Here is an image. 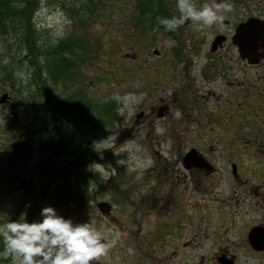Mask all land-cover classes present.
I'll use <instances>...</instances> for the list:
<instances>
[{
    "label": "rangeland",
    "instance_id": "rangeland-1",
    "mask_svg": "<svg viewBox=\"0 0 264 264\" xmlns=\"http://www.w3.org/2000/svg\"><path fill=\"white\" fill-rule=\"evenodd\" d=\"M79 1L83 0H42L33 12L37 42L54 44L69 36L79 43L74 54L66 52L74 61V71L52 86L54 101L57 102L70 86L73 92L86 81L85 91L92 100L113 103L110 110L113 122L96 127L95 122L86 121L87 125H82L67 116L58 119L55 114L57 127L54 128L51 113L43 106L41 97L34 95L32 64L21 57L23 52L14 41V34L11 29L5 32L0 22V93H11L21 112L15 140L21 147H16L13 159L20 155L22 160L15 173L12 169L5 173L0 166V223L18 219L23 214L29 221L38 220L40 209L52 205L61 215L74 221L90 220L97 227L103 225L119 230L116 245L93 264H162L161 256L150 251L145 240L158 210V197L154 195V183L150 185V179L164 176L165 158L183 155L190 146L217 131L211 125L214 124L211 107L200 110V114L189 105L184 113L177 109L184 96L195 100L201 82L195 69L182 63L176 64L178 71L174 72L184 76L169 78L178 79L177 86L184 89V93L172 97L170 90L161 91L160 86L166 84L159 71L161 68L169 70L172 61L167 65L153 61L148 66L146 57L153 47L161 48L165 37L158 31L152 38L144 28L133 23L134 0H100V9L86 14L80 10ZM36 60L40 62V57ZM161 106L164 110L159 113ZM2 116L0 114V138L4 139L8 126ZM205 117L211 119L213 131L208 126L196 130L191 124L195 118L204 121ZM254 118L259 120L255 114L249 119ZM47 125L50 134L46 142L41 143L38 136L45 132ZM73 138L90 140L87 149L75 153L83 163L67 168L65 174L59 175L61 178L43 176L41 168L48 158V166L57 171L65 165L67 155H71L68 139ZM172 139L181 144L175 147ZM221 151H216L215 155ZM32 177L39 180L40 187L34 198L30 193ZM133 182H138V188ZM132 191L136 192L133 196ZM99 202L108 203L107 212L97 207ZM144 211L146 218L141 219L139 214ZM239 233L240 228L227 229V245L223 242L220 246H228V250L234 248L239 243ZM198 244V252H206L211 245L205 239ZM248 263L260 264V261L249 260ZM0 264H10V256L3 254V247L0 248Z\"/></svg>",
    "mask_w": 264,
    "mask_h": 264
},
{
    "label": "flooded vegetation",
    "instance_id": "flooded-vegetation-1",
    "mask_svg": "<svg viewBox=\"0 0 264 264\" xmlns=\"http://www.w3.org/2000/svg\"><path fill=\"white\" fill-rule=\"evenodd\" d=\"M170 2L162 9L163 17L179 15L176 0ZM205 2L194 0L197 6ZM229 2L231 11L211 26L198 28L197 22L185 21L175 31H166L160 25L165 43L153 47L146 57L148 66L153 61L159 65L172 61L169 70L160 67L159 71L166 84L161 91L170 90L172 97L184 93L178 79H172L184 76L174 72L176 64L195 69L201 81L196 98L184 96L177 109L184 113L189 105L200 114L211 107V125L217 130L207 132L183 155L165 158L164 176L150 179L158 210L145 240L150 251L161 256L162 264H249V260L264 264V0ZM248 21L251 28L238 29ZM8 95L0 102L6 131L14 130L20 119L16 101ZM252 114L259 120L249 119ZM207 119L204 123L195 118L191 124L196 130L208 126L213 131ZM7 138L6 134L0 143V166L5 173L14 150L12 141L6 144ZM171 143L181 144L176 139ZM229 146L231 151H221ZM133 184L137 187L138 182ZM139 216L145 219V211ZM232 227L240 228L239 243L228 250L220 244L227 245L226 231ZM204 239L211 245L206 252H198V242Z\"/></svg>",
    "mask_w": 264,
    "mask_h": 264
},
{
    "label": "trees",
    "instance_id": "trees-1",
    "mask_svg": "<svg viewBox=\"0 0 264 264\" xmlns=\"http://www.w3.org/2000/svg\"><path fill=\"white\" fill-rule=\"evenodd\" d=\"M42 0H0V22L5 32L11 29L14 34V41L19 45V50L24 60H28L32 64V84L35 87V96L41 97V102L45 105L47 112L51 113V124L57 127L56 118L61 116H67L82 125H87L86 121L95 122L96 127L105 126V124H111L112 115L110 110L112 109L111 102L98 103V101L92 100L85 91L87 86L86 81H82L77 90L70 92V88L64 92L58 98L57 102L54 101L55 97L52 95V86L58 84L68 74H72L74 69V61L66 52H73L74 49H78V42L73 41L66 37L60 39L54 44H42L37 42V30L33 23V12ZM135 1V13H133V23L144 28V32L150 35L156 34L159 31L160 25L158 18L163 17L162 9L166 3H171L170 0H134ZM100 0H83L79 1L80 10L83 13H91L97 11L99 8ZM93 9V10H92ZM100 9V8H99ZM77 15V14H76ZM91 15V14H90ZM89 15V16H90ZM111 18H114L112 15ZM145 22V26L142 24ZM150 26L149 28L147 27ZM75 51V50H74ZM74 54V52H73ZM40 57V62L36 60ZM87 88V87H86ZM30 93L31 90H30ZM35 100V98H33ZM45 110V111H46ZM49 113V114H50ZM55 115V116H54ZM94 115L96 117H91ZM45 132L40 133L38 139H41V143L46 142L47 135L50 134V126L47 125ZM69 142V153L65 161V165L59 169H53L52 166H48L49 158L46 160L42 170L43 176L60 177V174H65L67 168H74L78 164L83 163L80 157H76L75 153L79 150L87 149L89 147L90 140L87 138H73ZM21 145L14 144V150ZM58 150L56 149V153ZM19 156V155H17ZM55 172V173H52ZM61 178V177H60ZM33 179V177H32ZM65 179V178H63ZM39 180L31 182V197L34 198L40 192L38 186ZM64 181V180H63ZM65 181H67L65 179ZM44 189V188H43ZM31 198V199H32ZM25 212V211H24ZM23 212V213H24ZM3 247V243L0 242V248Z\"/></svg>",
    "mask_w": 264,
    "mask_h": 264
},
{
    "label": "clouds",
    "instance_id": "clouds-1",
    "mask_svg": "<svg viewBox=\"0 0 264 264\" xmlns=\"http://www.w3.org/2000/svg\"><path fill=\"white\" fill-rule=\"evenodd\" d=\"M179 15L158 18L166 31H175L185 21L198 28L223 21L231 11L229 0H206L200 6L194 0H176ZM150 162V161H149ZM117 229L97 227L90 220L74 221L61 215L52 205L40 209V219H8L0 223V242L10 264H93L108 253L118 240Z\"/></svg>",
    "mask_w": 264,
    "mask_h": 264
},
{
    "label": "water",
    "instance_id": "water-1",
    "mask_svg": "<svg viewBox=\"0 0 264 264\" xmlns=\"http://www.w3.org/2000/svg\"><path fill=\"white\" fill-rule=\"evenodd\" d=\"M250 24H251L250 21L245 22V23L241 24L238 27V29H243V30L249 29V28H251V25ZM255 27H256V25H255ZM6 96H7L6 93L2 94L1 97H0V101H3L6 98ZM97 206H98V208H100V210L104 211V210L107 209L108 204L106 202H100V203L97 204Z\"/></svg>",
    "mask_w": 264,
    "mask_h": 264
}]
</instances>
